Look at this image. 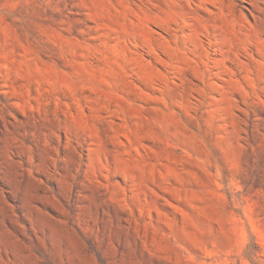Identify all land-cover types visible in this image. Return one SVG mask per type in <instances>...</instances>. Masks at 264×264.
I'll return each mask as SVG.
<instances>
[{"label":"rangeland","instance_id":"374dc122","mask_svg":"<svg viewBox=\"0 0 264 264\" xmlns=\"http://www.w3.org/2000/svg\"><path fill=\"white\" fill-rule=\"evenodd\" d=\"M0 264H264V0H0Z\"/></svg>","mask_w":264,"mask_h":264}]
</instances>
